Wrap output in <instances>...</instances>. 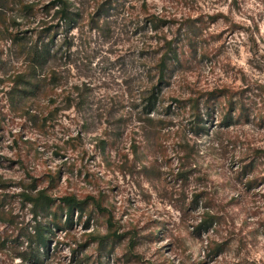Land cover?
I'll return each mask as SVG.
<instances>
[{
    "label": "rangeland",
    "instance_id": "374dc122",
    "mask_svg": "<svg viewBox=\"0 0 264 264\" xmlns=\"http://www.w3.org/2000/svg\"><path fill=\"white\" fill-rule=\"evenodd\" d=\"M54 1L0 0V264H264V0Z\"/></svg>",
    "mask_w": 264,
    "mask_h": 264
},
{
    "label": "trees",
    "instance_id": "16d2710c",
    "mask_svg": "<svg viewBox=\"0 0 264 264\" xmlns=\"http://www.w3.org/2000/svg\"><path fill=\"white\" fill-rule=\"evenodd\" d=\"M66 2H67L66 0H55L53 2V5L58 7L57 13L60 19H62L66 24L70 25V23L73 22V18L68 11ZM31 54H32V57H31L32 65H34L35 67L42 68L48 62V59L50 56V48L48 47L47 43L41 44L40 46H34L33 50L31 51ZM162 62L163 60H161V63ZM161 68L163 67L161 66ZM161 78H163V71L160 70V81H158L159 84L161 82ZM159 84L152 86L148 92L147 97L145 98V104L142 109L145 115H150L156 108L155 106L157 104L158 94H159V88H157V85ZM25 197H26V200H28L29 202H34V206H36L38 203L53 204L55 202V199L50 198L46 195H43L42 192H39L38 197L35 199H31L29 196H25ZM58 201L64 204L67 208L66 220L68 223L72 219V212L76 210L77 212L82 213L83 206L85 204L84 200L83 201L78 200L73 196L63 197V198L58 199ZM97 208L103 211V209H100V207H97ZM209 226H210V223H208V221L205 220V221H202V223H200L196 229L201 230V233H207L210 228ZM35 242L37 243V246L40 247V249H43L46 247V238L40 233L37 234Z\"/></svg>",
    "mask_w": 264,
    "mask_h": 264
}]
</instances>
